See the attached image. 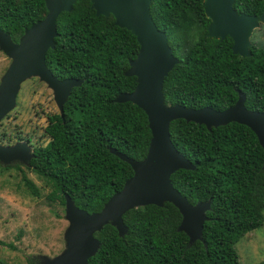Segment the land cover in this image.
Segmentation results:
<instances>
[{
    "label": "trees",
    "instance_id": "1",
    "mask_svg": "<svg viewBox=\"0 0 264 264\" xmlns=\"http://www.w3.org/2000/svg\"><path fill=\"white\" fill-rule=\"evenodd\" d=\"M203 6L204 0L150 2V15L178 59L163 81L165 103L223 110L241 91L247 109L264 112V46L252 43L250 55L234 54L231 37L207 35ZM233 8L259 16L264 0H234ZM46 13L44 0H0V29L17 43ZM114 20L112 14L97 15L90 0H76L57 16L46 66L58 79L82 82L71 89L62 112L48 116L50 140L35 146L25 163L50 188L48 200L64 206L69 197L88 213L100 211L133 174L112 150L140 161L151 137L141 108L114 101L134 89L136 77L125 72L139 51L135 35ZM169 132L194 165L171 174L173 187L192 205L210 201L202 239L189 242L178 230L182 216L172 203L148 204L122 215L124 235L110 223L95 232L100 245L86 264H238L234 244L264 221V149L252 129L237 122L207 129L179 118ZM22 179L31 195H41L29 177ZM28 264L36 263L29 258Z\"/></svg>",
    "mask_w": 264,
    "mask_h": 264
},
{
    "label": "water",
    "instance_id": "2",
    "mask_svg": "<svg viewBox=\"0 0 264 264\" xmlns=\"http://www.w3.org/2000/svg\"><path fill=\"white\" fill-rule=\"evenodd\" d=\"M47 13L24 30L19 41L13 42L0 29V49L11 59V63L0 81V120L16 104V96L21 83L32 75L39 76L53 91L59 112L73 87L82 80L68 77L58 79L47 68L45 55L54 47L57 36L56 18L62 11H70L76 0H44ZM96 14L114 17L117 26L126 28L135 35L139 51L129 60L126 76H135L136 85L131 92L119 93L114 101H130L141 108L147 116L151 132L146 156L137 161L123 153H116L130 164L133 174L121 190L115 192L102 209L88 213L66 199V217L70 225L64 233L66 249L44 264H86L99 248L94 233L110 223L119 235H124L127 227L122 215L129 209L154 204L162 206L172 203L180 212L182 220L178 230L193 239L201 240L205 212L210 201L192 205L171 183L170 176L178 169H194V165L174 146L169 132V124L176 119L205 125L207 129L237 122L248 126L257 136L264 149V112L245 107V94L238 91L236 102L223 109L210 106L189 108L180 104H166L163 81L168 72L178 62L170 48L165 32L157 28L150 12L151 0H90ZM234 0H204V12L210 20L207 35L211 37H231L232 52L241 56L250 55V35L260 22H264V11L259 15L237 13ZM20 153L16 147L0 149V158L8 161ZM28 156L27 161L30 159ZM26 161V163H27Z\"/></svg>",
    "mask_w": 264,
    "mask_h": 264
},
{
    "label": "rangeland",
    "instance_id": "3",
    "mask_svg": "<svg viewBox=\"0 0 264 264\" xmlns=\"http://www.w3.org/2000/svg\"><path fill=\"white\" fill-rule=\"evenodd\" d=\"M249 39L250 43L264 46V22L253 29ZM10 63L0 49V81ZM53 113H59V109L52 89L39 76L32 75L21 83L14 108L0 120V149L20 150L8 161L0 158V241L15 246L10 249L0 244V264H28L29 258L44 264L66 249L64 233L70 225L66 206L48 200L50 188L25 165L32 148L50 140L45 127ZM22 174L39 187V197L24 186ZM195 241L199 239L191 240ZM234 249L238 264L264 260V221L242 235Z\"/></svg>",
    "mask_w": 264,
    "mask_h": 264
},
{
    "label": "flooded vegetation",
    "instance_id": "4",
    "mask_svg": "<svg viewBox=\"0 0 264 264\" xmlns=\"http://www.w3.org/2000/svg\"><path fill=\"white\" fill-rule=\"evenodd\" d=\"M34 148H32L31 152L33 151Z\"/></svg>",
    "mask_w": 264,
    "mask_h": 264
}]
</instances>
